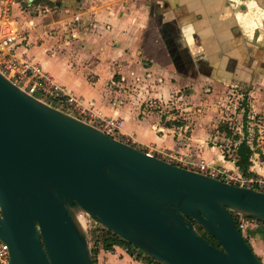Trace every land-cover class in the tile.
I'll return each instance as SVG.
<instances>
[{
	"label": "water",
	"instance_id": "95a60500",
	"mask_svg": "<svg viewBox=\"0 0 264 264\" xmlns=\"http://www.w3.org/2000/svg\"><path fill=\"white\" fill-rule=\"evenodd\" d=\"M233 212L264 221V192L147 154L0 72V241L7 264H94L87 216L164 264H262Z\"/></svg>",
	"mask_w": 264,
	"mask_h": 264
},
{
	"label": "crops",
	"instance_id": "0c3cea01",
	"mask_svg": "<svg viewBox=\"0 0 264 264\" xmlns=\"http://www.w3.org/2000/svg\"><path fill=\"white\" fill-rule=\"evenodd\" d=\"M28 1L0 0V7L11 3L23 30L14 51L92 111L119 118V132L130 144L173 149L190 160L264 178V136L251 133L255 128L243 125L227 147L207 143L200 128L183 138L184 131L140 109L135 97L123 94L117 100L110 92L115 68L129 66L211 93L240 90L252 98L251 117H262L264 124V0ZM74 14L80 17L77 22ZM243 138L252 152L248 165L239 168ZM246 234L264 264V230L254 226ZM99 254L106 264H149L121 245Z\"/></svg>",
	"mask_w": 264,
	"mask_h": 264
},
{
	"label": "rangeland",
	"instance_id": "374dc122",
	"mask_svg": "<svg viewBox=\"0 0 264 264\" xmlns=\"http://www.w3.org/2000/svg\"><path fill=\"white\" fill-rule=\"evenodd\" d=\"M112 60L114 62V59ZM122 65L127 66L128 63ZM112 76V98L118 100L123 94L130 99L131 96L135 97L140 109L156 112L161 115L164 124L176 131H184L183 138L187 137L192 129L200 128L206 133L203 139L207 143L227 147L234 143L233 139L243 125L249 129L255 128L251 133L264 136L263 118L251 117L255 113L252 111V98L240 90L226 89L211 93L199 86L192 87L190 82L178 83L171 78L170 83V77L165 80L162 75L149 74L129 66L124 69L115 68ZM36 95L49 105L69 112L57 100ZM243 234L247 239L246 231ZM101 249L100 244H97V247L93 244L92 254L96 255ZM133 249L138 257L141 256L145 260L141 250ZM108 251H113V248Z\"/></svg>",
	"mask_w": 264,
	"mask_h": 264
},
{
	"label": "built area",
	"instance_id": "2783aa9c",
	"mask_svg": "<svg viewBox=\"0 0 264 264\" xmlns=\"http://www.w3.org/2000/svg\"><path fill=\"white\" fill-rule=\"evenodd\" d=\"M79 19L80 17L78 14L73 15L72 20L74 22H77ZM22 36L23 30L16 25L15 19L12 16L11 3H4L3 6L0 7V72L30 95L38 99L39 97L36 94L50 99H55L63 104L67 110H69V112L67 111L68 114L97 127L117 140L130 144L129 140L119 132V118L108 117L92 111L81 102L80 98L72 93L62 90L47 73L41 72L40 68L36 65L21 58L14 51L13 45L18 43ZM116 104V100L112 101L113 106ZM140 149L147 154L155 155L167 162L205 174L212 178L264 192V178L260 176H246L239 171L236 172L233 169L223 166H215L204 160H190L184 155L174 152L171 149ZM233 218L242 234L244 231L254 226H258L264 230V221L254 217L233 212ZM85 225L91 250L93 241L90 239V236L92 230H94V228L99 224L87 216L85 219ZM121 249L124 252L136 254L135 250L128 245H121ZM92 259L94 264H106L104 258L100 256L99 253L92 255ZM7 262L8 248L5 243L0 241V264H7Z\"/></svg>",
	"mask_w": 264,
	"mask_h": 264
},
{
	"label": "trees",
	"instance_id": "16d2710c",
	"mask_svg": "<svg viewBox=\"0 0 264 264\" xmlns=\"http://www.w3.org/2000/svg\"><path fill=\"white\" fill-rule=\"evenodd\" d=\"M36 2H39V0H34ZM251 149L249 148L248 144L246 143L245 138H243L239 144L238 147V159L236 161V165H238L239 168L246 167L249 163V156L251 154ZM194 226L198 230V232L208 241L209 243H212L214 245H218L215 238L208 234L206 231L203 230V228L197 224L196 222H193ZM90 239L93 241V244L97 247V244H100L101 248L104 250H109L113 248L114 245H128L132 248H136L135 246L131 245L130 243L122 240L119 238L116 234L111 232L110 230L97 225L94 230L91 233ZM138 250V248H136ZM93 255V254H92ZM145 260L149 264H163L160 261H157L146 254H144Z\"/></svg>",
	"mask_w": 264,
	"mask_h": 264
}]
</instances>
